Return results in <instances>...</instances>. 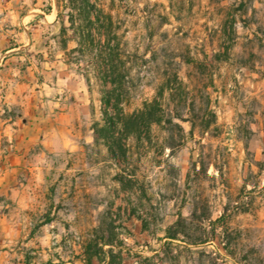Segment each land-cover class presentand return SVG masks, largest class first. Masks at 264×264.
Wrapping results in <instances>:
<instances>
[{"label":"rangeland","instance_id":"obj_1","mask_svg":"<svg viewBox=\"0 0 264 264\" xmlns=\"http://www.w3.org/2000/svg\"><path fill=\"white\" fill-rule=\"evenodd\" d=\"M99 2L122 21L124 111L168 84L162 122L121 186L56 0H0V264H264V0Z\"/></svg>","mask_w":264,"mask_h":264},{"label":"trees","instance_id":"obj_2","mask_svg":"<svg viewBox=\"0 0 264 264\" xmlns=\"http://www.w3.org/2000/svg\"><path fill=\"white\" fill-rule=\"evenodd\" d=\"M56 3L55 21L60 24L55 37L57 49L66 66H76L88 83L94 80L99 88L102 123H95L93 132L119 167L116 180L124 186L125 179L130 177L129 170L124 167L129 153L128 142L130 139L150 141L152 126L161 123L164 116L160 102L162 92L171 88L168 84L160 87L159 93L145 101L140 109L126 113L123 104L129 74L122 21L99 0H56ZM183 221L180 217L169 228L167 238L176 240L178 235H186L183 229L172 232Z\"/></svg>","mask_w":264,"mask_h":264}]
</instances>
